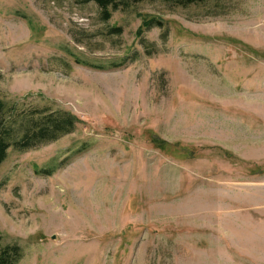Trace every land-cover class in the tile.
I'll list each match as a JSON object with an SVG mask.
<instances>
[{
  "label": "rangeland",
  "instance_id": "obj_1",
  "mask_svg": "<svg viewBox=\"0 0 264 264\" xmlns=\"http://www.w3.org/2000/svg\"><path fill=\"white\" fill-rule=\"evenodd\" d=\"M200 2L0 0V97L78 120L0 164L15 264H264V0Z\"/></svg>",
  "mask_w": 264,
  "mask_h": 264
},
{
  "label": "trees",
  "instance_id": "obj_2",
  "mask_svg": "<svg viewBox=\"0 0 264 264\" xmlns=\"http://www.w3.org/2000/svg\"><path fill=\"white\" fill-rule=\"evenodd\" d=\"M83 2L93 1L100 9V17L106 21L110 19L113 11L126 8L130 0H82ZM175 6H190L201 3L202 0H161ZM140 18V25L136 30L137 36H142L143 32L152 27H163L161 16L149 15L147 13L136 12ZM112 32L120 34L121 26H112ZM74 61L78 64L102 69L104 66L93 63L86 59L74 56ZM123 61L113 62L112 67H118ZM17 102L6 100L0 97V164L7 157L8 149L26 150L30 147L45 144L56 140L60 136L71 132L74 129L77 118L69 111L56 109L48 114H42L38 110L27 113H14L17 109ZM11 112V113H10ZM22 125L25 127L22 130ZM39 174H50L53 168H40L35 170ZM16 245L0 247V264H15L19 255Z\"/></svg>",
  "mask_w": 264,
  "mask_h": 264
}]
</instances>
